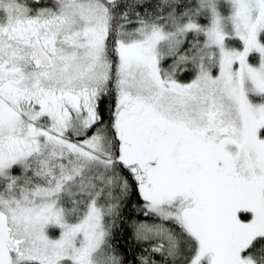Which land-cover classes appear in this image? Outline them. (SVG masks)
<instances>
[{
	"label": "snow or ice",
	"instance_id": "6c2138e0",
	"mask_svg": "<svg viewBox=\"0 0 264 264\" xmlns=\"http://www.w3.org/2000/svg\"><path fill=\"white\" fill-rule=\"evenodd\" d=\"M0 264H264V0H0Z\"/></svg>",
	"mask_w": 264,
	"mask_h": 264
}]
</instances>
